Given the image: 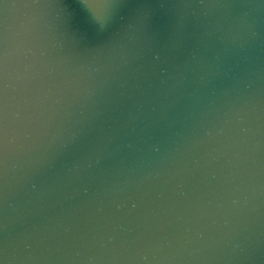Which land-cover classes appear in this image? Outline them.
<instances>
[{
  "label": "water",
  "instance_id": "water-1",
  "mask_svg": "<svg viewBox=\"0 0 264 264\" xmlns=\"http://www.w3.org/2000/svg\"><path fill=\"white\" fill-rule=\"evenodd\" d=\"M0 264H264V0H0Z\"/></svg>",
  "mask_w": 264,
  "mask_h": 264
}]
</instances>
